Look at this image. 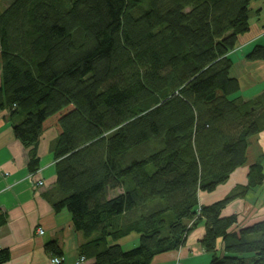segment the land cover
I'll list each match as a JSON object with an SVG mask.
<instances>
[{
	"label": "trees",
	"instance_id": "trees-1",
	"mask_svg": "<svg viewBox=\"0 0 264 264\" xmlns=\"http://www.w3.org/2000/svg\"><path fill=\"white\" fill-rule=\"evenodd\" d=\"M255 1L14 0L0 13V111L33 174L40 137L58 132L44 197L71 214L93 264H152L201 222L209 264H264V218L238 226L239 214H222L264 184V159L247 156L264 91L236 97L230 56ZM247 59L264 60V44ZM242 166L246 185L200 203ZM132 233L139 243L125 250L117 241ZM45 251L63 257L57 240ZM10 255L0 247V264Z\"/></svg>",
	"mask_w": 264,
	"mask_h": 264
},
{
	"label": "crops",
	"instance_id": "crops-1",
	"mask_svg": "<svg viewBox=\"0 0 264 264\" xmlns=\"http://www.w3.org/2000/svg\"><path fill=\"white\" fill-rule=\"evenodd\" d=\"M250 29L239 37L238 45L230 54L233 67L231 75L238 78L241 89L236 94L246 100L256 97L264 91V60L250 61L247 53L257 44H264V0L251 4ZM8 111H0V211L6 214L7 221L0 227V247L10 250L11 259L4 264H53V255L45 251V243L57 240L62 248L60 264H76L80 259L79 248L85 237L75 230L71 214L66 210L55 212L44 193L55 183V159L51 146L57 139L55 128L46 130L37 145L40 159L39 169L33 174L29 168L30 149L24 147L16 138ZM257 143L264 149V131L256 136ZM264 154V153H263ZM258 158L249 164L258 161ZM248 167L236 169L230 179L210 193L200 192V203L210 205L228 195L236 186L246 185ZM38 180L44 181L43 185ZM259 198V197H258ZM251 202L247 196L232 201L223 211V215L242 214L243 221L238 226L264 218V199ZM43 227L44 234L36 230ZM205 233L201 222L187 237L186 244L179 251H170L156 256L152 264H209L211 255L201 247ZM139 235L132 233L119 242L127 250L139 243ZM86 258L82 264H93Z\"/></svg>",
	"mask_w": 264,
	"mask_h": 264
},
{
	"label": "rangeland",
	"instance_id": "rangeland-1",
	"mask_svg": "<svg viewBox=\"0 0 264 264\" xmlns=\"http://www.w3.org/2000/svg\"><path fill=\"white\" fill-rule=\"evenodd\" d=\"M14 0H1L0 1V13L9 6V4H11ZM256 137H252L251 138V144L248 148V161L252 162L253 160H255L256 158H258L257 160H262L264 159V149L261 148V146L257 143V139H255ZM249 194L247 195V200L248 201H252V200H255L256 197L258 199H264V184L263 186L261 187H257V188H254L253 190H250L248 192ZM246 211H243L242 214H240V221H243V216L244 213ZM135 234H138V233H135ZM139 235V234H138ZM140 236V235H139Z\"/></svg>",
	"mask_w": 264,
	"mask_h": 264
},
{
	"label": "built area",
	"instance_id": "built-area-1",
	"mask_svg": "<svg viewBox=\"0 0 264 264\" xmlns=\"http://www.w3.org/2000/svg\"><path fill=\"white\" fill-rule=\"evenodd\" d=\"M38 184L39 185H43L44 184V181H41V180H38ZM36 232H37V234H44V232H45V230H44V228L43 227H40V228H38L37 230H36ZM61 258H59V257H53L52 258V260H51V262L53 263V264H60L61 263ZM86 260V257L85 256H81L80 257V259L77 261V263L76 264H82V263H84V261ZM177 264H183V262L181 261H179V262H177Z\"/></svg>",
	"mask_w": 264,
	"mask_h": 264
}]
</instances>
